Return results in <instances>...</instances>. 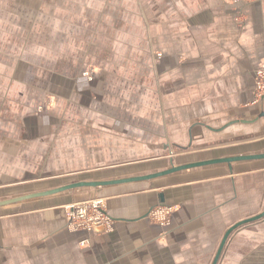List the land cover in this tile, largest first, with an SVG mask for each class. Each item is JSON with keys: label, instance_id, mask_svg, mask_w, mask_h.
<instances>
[{"label": "crops", "instance_id": "0c3cea01", "mask_svg": "<svg viewBox=\"0 0 264 264\" xmlns=\"http://www.w3.org/2000/svg\"><path fill=\"white\" fill-rule=\"evenodd\" d=\"M164 4L175 16L163 23L157 62L152 27L143 64L115 62L93 68V79L61 83L58 75L73 67L58 66V36L43 32L47 5L0 0V201L11 198L1 196L5 187L30 181L86 176L63 186L148 174L111 175L174 154L219 150L180 165L264 153V98H256L264 0ZM47 55L54 65L41 64ZM59 86L78 89L72 106L80 112L35 114L43 88L55 95ZM209 140L215 147H200ZM92 198L105 202L111 229L73 231L70 207ZM263 211L264 159L80 187L1 206L0 264H212L227 229ZM218 264H264V218L236 229Z\"/></svg>", "mask_w": 264, "mask_h": 264}, {"label": "rangeland", "instance_id": "374dc122", "mask_svg": "<svg viewBox=\"0 0 264 264\" xmlns=\"http://www.w3.org/2000/svg\"><path fill=\"white\" fill-rule=\"evenodd\" d=\"M167 1L171 0H43L47 8L43 9L45 21L42 29L43 32L45 29L51 30L58 36V57L56 59L58 66L71 65L73 67L71 73L58 75L59 82H66L67 77L70 79L76 77L93 79V68L113 66L115 62L122 66L143 64L145 51L150 50L152 27L155 31L153 43L155 62H157V59L161 57V54H157L156 51L158 45L162 44L163 23L168 24L175 16L174 12L164 4ZM49 7L52 9V14H50ZM156 32L159 35L158 39ZM85 36L87 40H85ZM146 37H149L148 40L151 41L148 42ZM46 44L49 45V42ZM85 44L89 45L88 56L87 50L84 51L83 45ZM54 62L55 58L49 55L41 59L42 65H54ZM65 88L66 86H59L58 91H51L52 94L56 93L55 95H50V90L43 88L40 102L31 107V109L34 107L36 111L33 109L32 111L40 116L52 112H56L58 115L65 114L67 110L70 113L80 112L79 107L72 106L79 101V96L73 94V92H79L78 89L69 87L68 90H65ZM30 100L33 101L26 98V102H30ZM207 141L200 147L206 149L215 147L214 140ZM218 151L208 149L201 152L174 154L172 157L174 163L179 164L192 158L214 155ZM170 159L164 158L154 162L128 165L113 170L111 175L127 176L165 169L170 167ZM82 176L86 177L78 174L66 175L55 179L30 181L21 186L13 185L5 187L1 196L12 198L45 191ZM92 200L97 199L78 201L73 205Z\"/></svg>", "mask_w": 264, "mask_h": 264}, {"label": "water", "instance_id": "95a60500", "mask_svg": "<svg viewBox=\"0 0 264 264\" xmlns=\"http://www.w3.org/2000/svg\"><path fill=\"white\" fill-rule=\"evenodd\" d=\"M258 159H264V153L251 154V155H238V156H230V157H220V158L206 159V160L195 161V162H190V163H185V164H180V165H175L173 159H171L170 167L160 170V171L153 172V173L131 176V177H126V178H121V179L108 180V181H78V182L66 184V185L53 188V189L40 191V192H34V193L27 194V195L6 199L3 201H0V207L18 203V202L25 201V200H29V199H33V198L55 195L58 193H62L64 191H68V190L76 189L80 187H103V186L125 184V183H131V182L150 181V180L165 177V176L177 173V172H181V171H185V170H189L193 168L210 166V165L227 164L230 167V169H232L233 163L245 161V160H258ZM262 218H264V211L256 216L238 221L237 223L229 227L222 238V241L218 247L216 256L212 264H218V261L221 257V254L224 250V247L227 243L229 236L236 229L240 228L241 226L247 225L251 222L260 220Z\"/></svg>", "mask_w": 264, "mask_h": 264}, {"label": "built area", "instance_id": "2783aa9c", "mask_svg": "<svg viewBox=\"0 0 264 264\" xmlns=\"http://www.w3.org/2000/svg\"><path fill=\"white\" fill-rule=\"evenodd\" d=\"M256 98H264V65L256 71ZM67 226L72 230H86L94 233L108 232L111 219L103 200L82 202L70 207Z\"/></svg>", "mask_w": 264, "mask_h": 264}]
</instances>
